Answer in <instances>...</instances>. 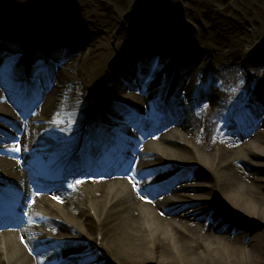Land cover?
<instances>
[{"label":"bare ground","instance_id":"6f19581e","mask_svg":"<svg viewBox=\"0 0 264 264\" xmlns=\"http://www.w3.org/2000/svg\"><path fill=\"white\" fill-rule=\"evenodd\" d=\"M263 4L0 0V138L14 142L0 152V195L11 203L0 196L1 210L40 206L28 234L0 237V264H59L65 246L54 237L61 234L84 243L80 264H264ZM175 13L192 28L179 26ZM157 58L158 71L144 81ZM130 74L137 82L128 86ZM25 93L27 108L41 104L28 124ZM107 99L121 105L102 110ZM255 103L257 112L249 110ZM154 112L184 133L150 130L115 166L126 177L110 178V170L70 178L73 189L37 192L34 174L57 167L36 153L53 150L58 173L69 165V177L72 149L96 141L84 140L86 124L93 133L111 125L112 136L126 134L133 117ZM17 145L19 152L10 150ZM179 169L178 178L161 182L159 174Z\"/></svg>","mask_w":264,"mask_h":264},{"label":"rangeland","instance_id":"374dc122","mask_svg":"<svg viewBox=\"0 0 264 264\" xmlns=\"http://www.w3.org/2000/svg\"><path fill=\"white\" fill-rule=\"evenodd\" d=\"M100 1H103V3H105V0H100ZM167 1H169V0H167ZM229 0H227V2H228ZM260 7V11L264 14V4L263 5H260L259 6ZM191 8V7H190ZM110 10H111V8H110ZM191 10H192V13L194 14V16L197 18V16H196V13H197V11L199 10V9H195V7L193 8H191ZM112 14H113V12H112ZM176 14V13H175ZM184 18V19H183ZM145 18H143V20H144ZM174 19L178 22V24H179V26H181V27H183L185 30H190V28H192L191 27V25L190 24H187V22L185 21L186 20V18L184 17V15H182V17L181 18H179L178 17V15L176 14V16L174 17ZM5 20H6V18H3V19H1L0 18V25H5V24H2L1 22L3 21V23H5ZM145 21V20H144ZM186 23H185V22ZM86 22L87 23H89L90 22V19H88V20H86ZM195 22V25H194V27H196V29H198L200 32H202V27H201V25L199 24V23H197L198 21L196 20V21H194ZM194 24V23H193ZM85 47H87V46H85ZM84 51V50H83ZM109 97V96H108ZM103 109H105V106H103ZM120 110V109H119ZM99 111H101V110H99ZM97 115H100V113H96ZM27 118H29V117H27ZM26 118V119H27ZM171 124H174V123H170V125ZM178 128H180V127H177V129ZM252 134V133H251ZM251 134H248L247 136H246V138L248 139V138H250L252 135ZM125 176V175H127V173L126 174H113V176L114 177H117V176ZM123 176V177H124ZM126 177V176H125ZM38 192H40V189H39V191ZM172 196V195H171ZM170 196V197H171ZM223 206V205H222ZM61 208H63V209H65L63 206H61ZM223 208H224V210L225 211H227L228 212V209L229 208H227V206L225 205V203H224V206H223ZM66 210V209H65ZM233 213V212H232ZM233 216L234 217H237V215H235V214H233Z\"/></svg>","mask_w":264,"mask_h":264},{"label":"snow or ice","instance_id":"6c2138e0","mask_svg":"<svg viewBox=\"0 0 264 264\" xmlns=\"http://www.w3.org/2000/svg\"><path fill=\"white\" fill-rule=\"evenodd\" d=\"M62 122V121H61ZM11 151H16V152H19L21 149L19 147V145L17 146H14L12 149H10Z\"/></svg>","mask_w":264,"mask_h":264}]
</instances>
